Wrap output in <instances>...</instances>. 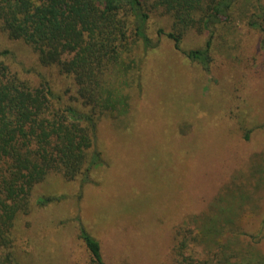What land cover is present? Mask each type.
<instances>
[{
	"label": "rangeland",
	"instance_id": "obj_1",
	"mask_svg": "<svg viewBox=\"0 0 264 264\" xmlns=\"http://www.w3.org/2000/svg\"><path fill=\"white\" fill-rule=\"evenodd\" d=\"M248 1L245 9L251 8ZM170 27L161 10L150 14L153 41L159 28L168 32ZM206 37L188 31L181 50L203 45ZM259 43L256 31L238 23L213 41L207 72L162 35L147 58L142 99L120 120L105 115L99 124L103 161L91 181L80 188L79 180L49 174L34 187L30 211L16 224L21 263L91 264L79 237L82 225L99 241L105 264H172L175 228L204 211L225 185H239L246 201L238 247L246 250L247 264H264V54ZM0 49L9 51L11 68L34 84L44 76L56 92L69 87L74 94L70 80L41 66L27 44L0 31ZM44 198L51 202L40 205Z\"/></svg>",
	"mask_w": 264,
	"mask_h": 264
},
{
	"label": "trees",
	"instance_id": "obj_2",
	"mask_svg": "<svg viewBox=\"0 0 264 264\" xmlns=\"http://www.w3.org/2000/svg\"><path fill=\"white\" fill-rule=\"evenodd\" d=\"M248 2L250 9L246 0H0V31L27 44L41 66L74 87L72 95L69 87L56 92L44 76L34 84L0 49V264H22L16 224L29 213L37 184L49 174L79 180L80 188L91 181L103 161L99 124L105 115L120 120L142 99L147 58L162 35L207 72L213 41L238 23L259 34L264 54V0ZM157 10L171 30L159 28L153 41L147 21ZM193 30L206 33L204 44L181 50ZM236 186L225 185L204 211L175 228L172 264H247L238 247L246 198ZM79 237L90 263L105 264L99 241L82 225Z\"/></svg>",
	"mask_w": 264,
	"mask_h": 264
}]
</instances>
